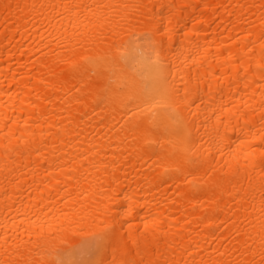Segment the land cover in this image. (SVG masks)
<instances>
[{
  "label": "bare ground",
  "instance_id": "1",
  "mask_svg": "<svg viewBox=\"0 0 264 264\" xmlns=\"http://www.w3.org/2000/svg\"><path fill=\"white\" fill-rule=\"evenodd\" d=\"M0 264H264V0H0Z\"/></svg>",
  "mask_w": 264,
  "mask_h": 264
}]
</instances>
